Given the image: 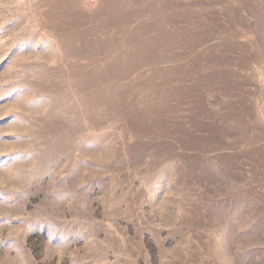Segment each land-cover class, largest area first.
Returning a JSON list of instances; mask_svg holds the SVG:
<instances>
[{
	"label": "rangeland",
	"instance_id": "obj_1",
	"mask_svg": "<svg viewBox=\"0 0 264 264\" xmlns=\"http://www.w3.org/2000/svg\"><path fill=\"white\" fill-rule=\"evenodd\" d=\"M0 264H264V0H0Z\"/></svg>",
	"mask_w": 264,
	"mask_h": 264
}]
</instances>
